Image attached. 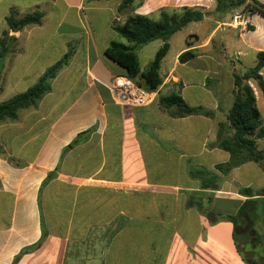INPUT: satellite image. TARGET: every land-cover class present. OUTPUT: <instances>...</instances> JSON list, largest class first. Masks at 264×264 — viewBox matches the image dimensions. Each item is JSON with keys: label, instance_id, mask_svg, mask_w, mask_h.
Here are the masks:
<instances>
[{"label": "crops", "instance_id": "obj_1", "mask_svg": "<svg viewBox=\"0 0 264 264\" xmlns=\"http://www.w3.org/2000/svg\"><path fill=\"white\" fill-rule=\"evenodd\" d=\"M123 1L0 0V38L11 9L18 17L44 13L42 25L10 31L15 40L0 57V95L27 91L73 51L38 107L0 124V264H246L239 238L263 237L243 220L235 241L233 223H211L193 200L212 195L217 213L236 215L264 189L258 163L217 171L230 154L214 143L233 106L234 74L254 68L264 53V17L244 7L217 13L215 0H134L119 10ZM185 8L207 15L167 42L153 104L127 107L113 90L127 72L105 54L112 42L126 43L114 26L131 15L158 21L162 12ZM243 11L251 15L247 29L227 26ZM163 44L138 49L142 71ZM187 51L196 57L182 63ZM260 74L264 80V67ZM250 85L264 122V93ZM173 95L212 116L175 117L160 104ZM257 147L264 152L263 138ZM189 165L215 173L218 190L203 189Z\"/></svg>", "mask_w": 264, "mask_h": 264}, {"label": "trees", "instance_id": "obj_2", "mask_svg": "<svg viewBox=\"0 0 264 264\" xmlns=\"http://www.w3.org/2000/svg\"><path fill=\"white\" fill-rule=\"evenodd\" d=\"M134 0H124L119 6V10ZM217 13H226L244 7L252 14H260L264 17V6L256 1L247 3L246 0H215ZM44 13L34 11L18 17L16 10L11 9L9 15L5 18L7 29L2 32L0 38V57L4 58L10 50L11 44L15 38L9 35L10 31H21L28 26H40L43 24ZM207 13L198 10L183 9L181 13L162 12L158 21L151 20L148 17L140 15L128 16L123 24L115 25L114 30L125 40L126 43L114 41L106 49V56L120 67L126 70L129 80L148 91H156L162 84L160 76V66L162 60L169 51V39L179 32L183 27L191 22L202 21ZM161 40L163 46L156 53L154 60L145 71L141 70L138 57V49L150 44L151 42ZM73 51H68L65 56L48 68L39 78L37 83L28 88L27 91L17 94L9 100L0 104V124L6 122H17L19 113L24 110L37 108L39 102L51 90V83L57 75L68 65ZM196 55L191 51L183 53L179 60L185 63ZM258 62L254 68L244 73L234 74V102L230 111L227 113L226 121L218 125L216 146L230 154V161L219 165L216 170L222 174H228L234 167H238L247 162L260 164L264 170V152L257 147V139H264V122L261 119L260 111L257 107L256 96L250 82L255 81L257 87L264 93V80L261 76V69L264 67V53L257 55ZM264 95V94H263ZM160 104L164 109L171 110V113L178 118L192 115L212 116L210 111L201 108H193L187 105L179 95H173L160 99ZM74 142L68 149H71ZM0 156H5L4 150L0 147ZM190 177L199 179L205 190H218V176L210 171L188 166ZM54 175V174H53ZM53 179L52 174L43 183V188ZM240 193L251 195L255 193L252 189L240 190ZM257 199H248L241 206L236 215H221L212 208V195L198 196L195 194L193 206L203 212L211 223L222 220L230 221L235 227L234 238L237 240V228L243 220L255 223L257 219L264 217L258 212L256 204L264 200V189L256 191ZM253 196V195H252ZM189 204H192L189 202ZM246 243H251L249 233L243 237ZM261 243V237L258 236ZM237 249L241 253V248L237 244ZM252 261V260H251ZM247 260V264H251ZM253 260L252 262H254Z\"/></svg>", "mask_w": 264, "mask_h": 264}, {"label": "built area", "instance_id": "obj_3", "mask_svg": "<svg viewBox=\"0 0 264 264\" xmlns=\"http://www.w3.org/2000/svg\"><path fill=\"white\" fill-rule=\"evenodd\" d=\"M251 15L243 11L235 14L227 26L232 28L247 29L252 20ZM117 98L129 108L146 107L155 101L157 97L156 91H148L138 86L129 79H124L120 85L113 86Z\"/></svg>", "mask_w": 264, "mask_h": 264}, {"label": "rangeland", "instance_id": "obj_4", "mask_svg": "<svg viewBox=\"0 0 264 264\" xmlns=\"http://www.w3.org/2000/svg\"><path fill=\"white\" fill-rule=\"evenodd\" d=\"M80 88L81 87L79 86L77 90ZM10 98L11 97L9 96L8 93H4L3 95H0V104H2L3 102L7 101ZM256 207L258 209V212H263L264 211V200L258 202L256 204ZM262 218L264 219V217ZM255 223H256L255 229L257 233H260L263 236L262 237L263 242L260 243V241L256 240L253 247H248L245 244V240L242 237L239 238L242 241L241 244L239 243V246L242 248L241 257L246 264L248 263L247 260L248 261L255 260L254 262H251V264H264V220L257 219Z\"/></svg>", "mask_w": 264, "mask_h": 264}, {"label": "water", "instance_id": "obj_5", "mask_svg": "<svg viewBox=\"0 0 264 264\" xmlns=\"http://www.w3.org/2000/svg\"><path fill=\"white\" fill-rule=\"evenodd\" d=\"M16 32V31H15Z\"/></svg>", "mask_w": 264, "mask_h": 264}]
</instances>
